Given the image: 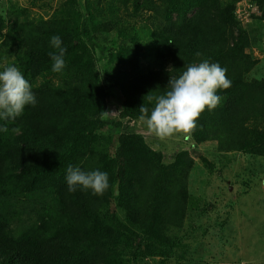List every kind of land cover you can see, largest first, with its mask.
<instances>
[{
  "label": "trees",
  "instance_id": "1",
  "mask_svg": "<svg viewBox=\"0 0 264 264\" xmlns=\"http://www.w3.org/2000/svg\"><path fill=\"white\" fill-rule=\"evenodd\" d=\"M258 2L257 19L264 23V0ZM234 6L222 0H67L47 18L0 7V71L17 66L37 98L14 121L0 120L8 129L0 131V264H128V249L181 245L176 233L192 210L194 157L181 151L165 163L163 153L135 133L121 134L109 148L102 112L110 87L123 96L121 116L140 118L139 109L145 104L150 114V97L164 94L185 64L219 63L231 87L218 90L220 104L200 115L193 138L264 157V78L249 79L255 62L246 52L262 40L264 28L256 37ZM139 8L162 24L152 32L154 50L144 51L153 54L146 67L139 43L147 25L140 23L149 17L138 20ZM54 35L67 49L60 73L52 71L49 56ZM119 39L127 51L115 54L104 45ZM69 165L107 172L109 189L103 196L68 191Z\"/></svg>",
  "mask_w": 264,
  "mask_h": 264
},
{
  "label": "rangeland",
  "instance_id": "2",
  "mask_svg": "<svg viewBox=\"0 0 264 264\" xmlns=\"http://www.w3.org/2000/svg\"><path fill=\"white\" fill-rule=\"evenodd\" d=\"M65 1L0 0V7L10 10L15 5L28 11L30 17L47 18ZM222 1L235 2L234 13L240 24L260 37L264 23L257 17L261 15L258 0ZM144 16L149 19L140 23L142 28L147 25V30L140 32L139 44L143 49L141 64L146 67L153 59L148 56L153 54L144 51L149 49V45L154 50L152 32L160 29L162 24L151 11L136 10L138 20ZM120 41L110 44L105 40L104 45L113 48L115 54L127 51ZM246 52L255 62L249 79H263L264 37ZM7 60L4 59L3 64ZM105 83L110 84V75H106ZM122 110L120 90L110 87L107 107L110 114L105 115L102 129L109 148L118 145L121 134L135 133L142 135L153 149L161 151L165 163L172 162L181 151H188L195 160L189 178L192 210L186 225L176 233L181 245L150 244L146 247L143 244L134 251L128 249V264H264V157L247 152L222 151L216 142H196L192 134L188 139L174 135L161 140L140 118H123ZM115 213L125 220L121 210ZM136 241L139 244V239Z\"/></svg>",
  "mask_w": 264,
  "mask_h": 264
},
{
  "label": "clouds",
  "instance_id": "3",
  "mask_svg": "<svg viewBox=\"0 0 264 264\" xmlns=\"http://www.w3.org/2000/svg\"><path fill=\"white\" fill-rule=\"evenodd\" d=\"M172 43V42H169ZM55 50L49 52L53 61L52 71L60 73L66 67L64 59L67 49L62 46V39L54 35L50 40ZM196 57L202 53L196 52ZM231 87L227 77V69L219 63L208 59L185 64L184 71L179 76L171 75L167 91L154 98L155 103L149 114L145 104L139 109L140 119L146 122L148 130L157 138L164 140L174 135L190 138L197 127L200 115L207 109L214 110L222 97L218 90ZM37 98L32 85L17 66L9 65L0 71V120L14 121L23 115L26 107H35ZM110 114L102 112V115ZM0 131L7 132L6 126H0ZM68 191L75 192L77 188L91 191L93 195L103 196L109 189V175L97 170L84 171L79 166L69 165L66 169Z\"/></svg>",
  "mask_w": 264,
  "mask_h": 264
}]
</instances>
